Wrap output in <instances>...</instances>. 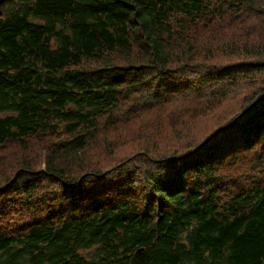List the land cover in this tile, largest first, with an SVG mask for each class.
<instances>
[{
  "label": "trees",
  "instance_id": "obj_1",
  "mask_svg": "<svg viewBox=\"0 0 264 264\" xmlns=\"http://www.w3.org/2000/svg\"><path fill=\"white\" fill-rule=\"evenodd\" d=\"M3 11L0 167L45 150L0 179V264H264V0ZM142 118L178 147L90 151Z\"/></svg>",
  "mask_w": 264,
  "mask_h": 264
},
{
  "label": "rangeland",
  "instance_id": "obj_2",
  "mask_svg": "<svg viewBox=\"0 0 264 264\" xmlns=\"http://www.w3.org/2000/svg\"><path fill=\"white\" fill-rule=\"evenodd\" d=\"M2 8L4 10V4L2 5ZM231 37L233 36L232 35L225 36L226 40H228ZM220 60H222V57L220 58ZM151 124L152 122L150 119L142 118L135 120L132 123L122 125L117 129L112 130L107 134H105L104 138H101L99 141H97L99 143L96 142L97 144L96 143L93 144L92 146L93 148H91L90 151L93 152L100 149L102 145L109 140H114V142H116L117 144H121L122 151H126L125 154H120L122 156L127 155V153L132 154L138 152L146 147H148L147 150H151L153 152H165L167 150H170L171 152L173 148L178 147L180 141L176 143H171L175 140L169 138L168 136L173 135L176 131H180L182 129L181 126L179 127L163 126L155 130V133H151L150 131H147L149 125ZM202 126L197 127L196 124L194 125V129L196 131V134H194V136L200 135L203 132ZM139 132H141L139 134L140 136L130 138V136L137 134ZM160 132L161 135L156 136ZM37 148L39 150H36ZM37 148H29L25 145L22 146L21 144L20 146H14L12 152H10L9 156L5 159L6 163L4 162V165L0 167V179H4L9 175V173L11 172L12 165L15 164L17 160H19V158L24 155V152H26V150H27L26 153L28 155H34L36 151L39 153L38 157L43 158V152L45 149H41L42 153H40L41 147H37ZM120 158L121 157H114L112 155H108V156H104L102 161L105 164H111L112 162H117V160Z\"/></svg>",
  "mask_w": 264,
  "mask_h": 264
},
{
  "label": "water",
  "instance_id": "obj_3",
  "mask_svg": "<svg viewBox=\"0 0 264 264\" xmlns=\"http://www.w3.org/2000/svg\"><path fill=\"white\" fill-rule=\"evenodd\" d=\"M5 0H0V15L3 14V9H2V4L4 3Z\"/></svg>",
  "mask_w": 264,
  "mask_h": 264
},
{
  "label": "bare ground",
  "instance_id": "obj_4",
  "mask_svg": "<svg viewBox=\"0 0 264 264\" xmlns=\"http://www.w3.org/2000/svg\"><path fill=\"white\" fill-rule=\"evenodd\" d=\"M147 57H148V56H147ZM147 57H146V58H147ZM154 59H155V58H154ZM147 62H148V61H147ZM156 63H157V62H156ZM156 65H157V64H156Z\"/></svg>",
  "mask_w": 264,
  "mask_h": 264
}]
</instances>
